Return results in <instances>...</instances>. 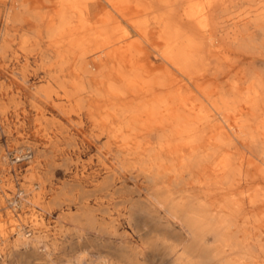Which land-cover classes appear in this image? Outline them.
Listing matches in <instances>:
<instances>
[{"label": "bare ground", "instance_id": "obj_1", "mask_svg": "<svg viewBox=\"0 0 264 264\" xmlns=\"http://www.w3.org/2000/svg\"><path fill=\"white\" fill-rule=\"evenodd\" d=\"M1 18L5 26L34 25L20 45L38 50L41 66L54 71L32 94L52 104L51 124L55 112L78 128L76 155H97L95 168L50 187L47 208L73 202L89 217L92 200L104 203L117 184L144 177L149 209L135 210L158 213L160 225L183 235L169 244L173 264H260L264 0H0ZM7 45L2 39L0 52ZM41 242L19 232L13 246L50 253Z\"/></svg>", "mask_w": 264, "mask_h": 264}, {"label": "rangeland", "instance_id": "obj_2", "mask_svg": "<svg viewBox=\"0 0 264 264\" xmlns=\"http://www.w3.org/2000/svg\"><path fill=\"white\" fill-rule=\"evenodd\" d=\"M2 21L3 18L0 20V43L5 39L8 47L4 53L0 52V108L5 110L7 107L5 112L0 109V264H173L169 244L182 241L183 235L175 226L160 225L158 213L135 210L136 205L149 209L144 192L139 189L140 184L146 183L144 177L117 184L111 195L103 198L104 203L92 200L88 207L89 217L80 216L73 202L68 208L61 204L47 208L50 187L53 185V189L57 190L66 181H71V175L76 170L90 171V166L95 168L97 155L93 149L76 155L75 144L80 139L78 128L55 112L58 122L51 124L52 104L32 94V86L45 84L48 71H54V67L41 66L42 58L38 50L30 48V53L20 45L23 34L33 36L34 25L5 26ZM101 24L104 23L99 20L94 25L98 27ZM53 58L54 54H49L45 59L49 64ZM102 60L108 65L107 58ZM155 61L157 65H163L157 55ZM157 70L158 67L153 71ZM55 100L67 102L65 98ZM84 129L89 134L92 126L87 123ZM32 173L34 179L30 177ZM40 180L44 188L39 198L35 199L36 191H40ZM261 228H252V233H258ZM19 232L28 237L40 235V244L46 242L52 251L46 253L41 248L38 251L13 246ZM205 240L211 244L212 236L206 234ZM1 246L4 248L1 249ZM25 250L28 251L21 252ZM96 257L103 259L98 261ZM255 258L264 264V253Z\"/></svg>", "mask_w": 264, "mask_h": 264}, {"label": "built area", "instance_id": "obj_3", "mask_svg": "<svg viewBox=\"0 0 264 264\" xmlns=\"http://www.w3.org/2000/svg\"><path fill=\"white\" fill-rule=\"evenodd\" d=\"M24 155H29L28 153H25ZM31 156H28V157H26V156H24V158H26V159H29Z\"/></svg>", "mask_w": 264, "mask_h": 264}]
</instances>
